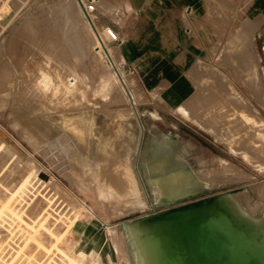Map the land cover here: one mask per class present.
I'll return each mask as SVG.
<instances>
[{
  "label": "rangeland",
  "instance_id": "1",
  "mask_svg": "<svg viewBox=\"0 0 264 264\" xmlns=\"http://www.w3.org/2000/svg\"><path fill=\"white\" fill-rule=\"evenodd\" d=\"M59 1L60 0H0V17L3 18L4 22H6L0 31V38H5L6 35L9 36V34H11L9 36V41L1 44L2 40H0V179L5 177L9 164H16L17 171L21 167L22 170H20L25 171V169L30 167V163L35 171L36 179L34 178V187L32 186V195L35 202L32 208L29 209L28 213L32 211L34 212L33 209H38L39 206V216L45 217L47 213L52 212L56 214L54 222H60L65 226L69 225V219L66 218L68 217L66 215H69L70 213L71 215H75L76 210L70 209V205H67L68 203L64 200V194H66L67 197L70 195L72 198L78 201L79 204H84L91 208L94 213V216H92L90 215L89 211H82L78 218L79 223H81L80 226H83L81 229H79L83 231L81 235L83 240V250L79 252L80 254L73 249V247H75L77 244L78 238L77 236H71V233H67L65 235L67 240L59 242L58 247L63 249L81 264H109L104 256L106 254L113 255V263L110 264H119L120 255L114 251L113 246L109 241L107 224L114 225L116 227H123L128 222V220H135L146 213L164 211L171 207H175L195 199H201L230 191L231 192L229 194L234 196L233 200H237V198H235L237 196L239 198L241 197L245 198V200H249H247V205H245L246 208L249 207L247 208L249 211H254L256 209L259 210L261 208L260 210L262 212H260L264 214V192L261 193L257 189V185L258 187L264 186V168L259 167L260 169H258L254 165H251L245 160L244 155V152L246 150L250 151L253 145L251 142L253 136L251 135L254 134V136H256L258 144H264V121L261 120L264 118V104H261L258 99H256V94H254L252 90L250 91L249 86L245 83V81H250L251 76V69L249 66H244L247 63V59L245 57L243 60L238 59V55L236 53L237 46L238 49L242 47L245 34H248V31L250 30L251 23L249 22L250 20L247 19V14L251 12L257 5H264V0H251L252 5H250V0H207V22L217 30L207 33L205 41H202V44H204L203 51L195 63H191L192 57L190 55H186L184 58V62L186 64L184 65V70L189 73L195 84V90L192 92V94L190 93L191 87L189 81L184 76L177 75L175 77L173 74H170L169 76L171 79H169L167 89L161 94L158 92L154 93L153 104H143L142 101L145 100L144 92L136 81V75L134 74L132 67L120 62L121 59L118 58L116 55L117 53H115L117 48L116 42H105L110 50L104 47L105 52L102 53V57L96 64V68H89L90 71H88L87 79L85 78L82 83L80 82V84L87 89V99L93 104L84 106L83 100L81 99L80 105L71 106V113L73 116L76 118L78 116H81L82 118L84 117L83 119L77 118L79 121L77 123L75 122L74 125L78 130H81L83 136L90 134L86 138L87 141L93 136L91 133L95 132L96 130H101L102 124L103 127H106L110 124L111 128L117 129V132L120 130V133L118 132L117 135H114V139H112L113 142L116 140L114 143L111 141L112 143L110 142L109 144H106L107 146L103 144L97 145V150L100 151V148H103V151H101L100 155L96 151V148L92 153H88L86 150V144H88L86 140L84 141L86 143H83L82 140L75 136H73L71 139L73 142V148L67 154L65 152H57V149L66 144L64 139L68 131H66L65 126L70 124L66 121H63L65 125L61 123L62 116L60 117V115L63 114L59 109L55 108V102L47 105L38 103L37 105L31 103L36 101L35 97L31 94L26 93L23 94L22 97H19L18 95V93L25 92L22 86L28 77L31 76V73L26 74L24 71H17L15 69L16 65L14 63V57L12 53L17 47L21 45V42L25 43L26 45L30 40L34 41L35 43H39L46 35L49 36L51 34L50 32H55L61 36V40L57 41L58 47L56 46L54 51L52 49L50 50L51 54L49 53L50 51L47 52L48 54L40 52L36 53L34 52L35 48L33 47V49L30 50L31 53L28 52L25 54V59L28 62L35 58L34 60H36L35 62L37 64L33 60L31 61L33 65L44 64V68H47L45 72L49 70L46 72V74L49 73L46 78L48 87L46 90H44L46 93L53 92L54 87L58 83L57 81H59L58 72H68V68L65 67L66 65L62 62L65 57H56V55L58 56L60 52H62L60 53L61 55L66 56L67 62L71 63L74 68L78 69V72L80 70L79 67L81 66H86L87 69L88 66L91 67V64L86 61V48L78 40L75 31L72 30L71 27H68V25H62L61 27H58V20L64 15ZM112 5L113 3L110 0H101L99 6L96 8L97 20L99 15L108 14ZM20 14L25 16H35L37 18L31 21V24L34 25L36 31H34L33 36L30 39L26 38L28 37L26 31L22 33H11L12 24H18L22 20V16ZM79 14V17L83 20L81 11H79ZM5 25L7 28L4 27ZM251 47H254L255 49L256 53H254V55L257 56V65H259V70L261 69L260 72L262 75H264V24H261L254 32V43ZM240 50L244 49L241 48ZM220 54L222 56H219ZM36 57L41 58L42 60L44 59L43 61L46 60L47 62L42 61V63H39L41 60L37 59ZM59 58L62 60L60 61ZM106 60L110 62L108 67L102 66ZM58 61L60 64L63 63L65 66L62 67L63 65H60ZM31 63L29 62V64L33 66ZM197 64L204 67L203 72L200 70L196 71ZM151 65L152 61L149 62V64L140 63L141 72L147 68H150ZM240 65L244 68H242ZM193 66H195V69ZM208 68H210L209 71H207ZM239 68H241V70ZM52 69H54V71ZM153 71L154 70L152 69L150 73ZM245 72L246 76H244ZM119 75L124 79L126 87L132 94L133 98H131V96L126 92L125 87L121 83ZM101 76H106L108 78L105 88L100 82ZM244 78H248L249 80ZM110 86L112 88L113 86H119L121 89H114V91L111 92ZM235 91L239 92L242 98H244L255 110L252 113L247 109L245 110L247 113L242 112L247 116V118H243L245 120H239L240 125L238 128H236L237 126H234V122L236 120L233 122L234 118L232 120L228 118V116L230 117V114L233 113L232 111L234 110V103L229 101L227 98H230V96ZM177 93H179V96L176 97L177 99L174 101L171 97ZM189 96H191L190 102L197 105L199 103L198 106L196 105L198 108L196 111L198 112H195V114L198 113V115H195L194 113L193 114L195 116H199L198 119L203 126L206 123L204 127L207 125H213L212 127H214V129L216 128L218 132L221 131L220 133H222V130L229 131L231 134H234L233 131H242V133H238L239 135L236 134L235 136H231L235 138L234 140H237L240 143L239 144L237 142L235 145L237 148H240L239 152L230 150V148L225 145V143L223 144L218 140L217 137L209 133L210 131L208 132L203 127H199L197 123H193L189 119L184 118L176 110L175 104L178 102L184 103ZM131 99L134 101V104L132 103ZM223 101L226 102L224 109L222 108ZM162 102L165 103V106L161 104ZM94 103L97 104L94 106ZM40 106L42 108L41 110ZM47 107H51L52 110ZM131 107L133 109H131ZM235 107H238L239 110V106L237 104ZM143 108L155 110L166 120L167 124L160 122L157 123V127L160 130L166 131L172 138H178L186 143H189L187 153L189 162L194 167V169H196L195 172H200L199 174L206 177L208 175V179L211 178L209 179L210 184L208 188L197 192L194 191L193 194H189L188 196L180 195L178 197H172L173 199L161 197L157 203L153 201V196L150 193V184L146 180L147 178L139 166V144H141V140L139 141L137 139V141H135L134 138L127 135V133H124L126 131L128 122L124 115L131 110H143ZM230 109L231 111H229ZM206 119H208V121ZM139 120L144 125L146 124V121L147 123L149 122L141 116H139ZM211 120L213 121L210 124ZM168 122H171L177 126L172 127ZM215 124L218 127H216ZM236 124L238 125V123ZM226 125L229 126L224 128ZM111 138H113V136ZM118 139H120L121 142ZM128 141L131 143V145ZM124 142L126 144H123ZM120 143L123 144L124 147H121L119 145ZM127 144H129V146ZM125 145H127V147ZM130 146L133 147V149H130ZM247 146H250L249 149ZM125 147L128 150H125ZM122 149L124 151H122ZM241 149H244L245 151L243 150L242 152ZM125 151H127L128 154ZM122 152H125L126 156ZM212 152L219 155L221 159L227 161L229 166H232L231 168L233 169H230L229 166L228 168L231 171L233 170V172L231 173L228 168L225 169L221 166L223 169L222 173L220 171V163L216 166V169L214 168L215 170H210L206 165H203L201 161L209 160V155L211 157ZM261 155L264 156V154ZM115 156L116 158L118 156L119 159H116ZM65 157L69 161H66ZM100 164H103V168L100 167ZM35 166L37 167L35 168ZM85 166H88L89 170L91 171L93 179L90 181V184L93 182V185H97V183L100 184L102 180L101 178L109 176L112 173L117 175V172L120 173L121 171L122 174H124L125 172L122 171V169H125L127 176L133 178H130L133 181L132 182L130 180V184L132 183L134 185V190L136 189L134 192L135 194L133 193L134 195H131L133 198L130 197V195L126 197V200H129V202L131 201L132 203H130L132 206L134 205L132 209L125 211L127 208L125 207V209L122 206L125 205V202L123 203V201L126 200L121 202V199L116 198L113 196V192H110V196L112 198L109 196L108 198L110 201L105 203H111L112 205L115 204L113 209H118L119 212H125H123L121 215H115L111 218H107V215L103 209L104 207L101 205L104 204V202L97 204L93 192L91 190L85 191L78 182L82 172L81 170H83ZM117 168L122 169L116 171ZM205 170H207V173H205ZM103 171L105 172L103 173ZM219 171L221 173H219ZM239 173L242 175L244 174L245 176H239ZM219 174H223L225 176L224 177L221 175L224 177V180ZM232 175L235 178L238 176L242 179H237V177L235 180H232ZM219 178L220 182L216 181L215 183V180H218ZM95 181L96 183H94ZM107 184L102 183L100 184V187L104 185L105 187L109 188L111 184ZM132 184L131 186L133 187ZM1 186L4 187L7 186V184L5 183ZM243 193L245 195H243ZM108 198H105V200H108ZM119 203L122 206H118ZM120 207L122 210H120ZM67 212L69 213L66 214ZM1 216L2 215L0 214V234L3 233L1 227L4 225V222L1 221ZM23 219L24 222L20 223V232L22 234L25 221L30 222L31 220L30 214L25 215ZM6 238H0V241L5 242ZM7 240L8 239H6V241ZM50 256L54 262L59 264H71L64 258V254L59 251H53ZM114 256L115 260H113ZM13 261L14 263H12ZM13 261H9L11 262L10 264H44L45 259L38 261L37 255L34 253H29V250L26 248L23 253L16 256Z\"/></svg>",
  "mask_w": 264,
  "mask_h": 264
},
{
  "label": "bare ground",
  "instance_id": "2",
  "mask_svg": "<svg viewBox=\"0 0 264 264\" xmlns=\"http://www.w3.org/2000/svg\"><path fill=\"white\" fill-rule=\"evenodd\" d=\"M100 1L101 0H95L96 8L99 6ZM59 4L61 5V9L63 10L64 15L61 18H59L58 27H61L62 25H65V26L68 25V27H71V29L75 31V33L77 34L78 40L86 48V51H87L86 61L91 64V67L88 66V69H87L86 66H84V67L81 66V67H79L80 70L78 72V69L74 68V66L71 65V63L67 62L66 56L61 55L60 53H62V52H60L58 56L56 55V57H60V56L65 57V59H63V60L61 59V60L66 66L63 63L60 64L59 61H58V63L60 65H63L62 67H64V66L67 67L68 72H63V71L58 72L59 74L58 73L57 74H58L59 81L56 80L58 83L54 87L53 92L52 93H46V92H44V90H46V88L48 87L46 78L49 74V73L46 74V72H48L49 70L45 72V70L47 68H44V64H38V65L34 64L33 65L31 63V61H33L35 58L33 60L29 61L33 65V66H31L29 64V62L25 59V54L30 52V50H32L33 48H35L34 52H36V53L40 52V53L48 54L47 52H49L51 49L54 51V49L57 46V41L61 40V36H59L55 32H50L51 34L49 36L46 35L42 39V41L39 43H35L34 41L30 40V41H28V44L26 45L25 43L21 42V45L19 47H17L15 49V51L12 53V55L14 57V63L16 65L15 69L17 71H24L26 74L31 73V76L28 77V79L24 82V84L22 86V88H24L25 92L18 93V95H19V97L20 96L22 97L23 94H26V93L31 94L36 99L35 102H31V103H34L37 105H38V103L47 105V104L55 102L54 103V104H56L55 108L59 109L61 111V113L63 114V115H60V117L62 116L61 123L63 125H65L63 123V121H66L70 124V125L65 126L66 131H68V133L66 134L65 139H64L66 141V144L63 145L61 148L57 149V152H65L67 154L73 148V142L71 139L73 138V136H75L78 139L82 140L83 143L87 142L88 144H86V150L88 153H92L93 150L97 147V145L103 144V145L107 146L106 144H109L112 141V139H114V135H117L118 132L120 133V130L117 132V129L111 128L110 124L107 125L106 127H103V124H102L101 130L100 131L96 130L95 132L91 133L93 136L91 138H89V140L87 141L86 138L90 134L83 136L81 130H78L76 128V126L74 125L75 122L77 123L79 121L78 119H83L84 117L82 118L81 116H78L77 117L78 119H77L75 116H73V114L71 113V111H72L71 106L80 105L81 99L83 100L84 106H86V105L88 106V105L93 104L91 101H89L87 99V97H88L87 89L84 86H82L80 84V82L82 83V81H84L85 78L87 79L88 71H90L89 68L90 69L92 67L94 69L96 68V64L99 62V59L102 57V53L105 52L104 47H106L110 50V48L105 43L106 40H108V37L106 35L105 29H103V27H101V29L99 30L101 37L103 39V42H101V40L98 37V34L96 33V30L93 28L92 24H90V22H88L84 12L82 11V8L79 5L78 0H60ZM250 5H252L251 0H250ZM262 6H264V5H262ZM262 6L257 5L251 12H249L247 14V19L250 20L249 22L251 23L250 30L248 31L249 32L248 34H245V39H244V43L242 44V47H240L238 49V46H237L236 53L238 55L237 56L238 59L243 60L244 57L247 59V63L245 61L246 65H244V66L245 67L249 66V68L251 69V73H250L251 76H250V81H245V83L249 86L250 91L252 90L253 93L256 94V99H258V101L261 104H264V80H262V79H264V77H262L264 75H262V73L260 72L261 69L259 70V67H258L259 65H257V61H258L257 56L254 55V53H256L255 49H254V47H251V46H253V43H254V32L256 31V29L261 24H264V7H262ZM245 8H247V7H245ZM78 10L81 11L82 16H83V20H82V18L79 17L80 14H79ZM20 15L22 16V18H21L22 20L18 24L17 23L12 24L11 33H22V32L26 31L27 36H28L26 38L30 39L33 36L34 31H36L34 28V25L31 24V21L34 19H37V18L35 16H30V15H27V16H25L23 14H20ZM84 20H85V22H84ZM4 23L6 24V22L3 21V18L0 17V31L3 28ZM4 27L7 28L6 25ZM238 28H239V26H238ZM244 29H246V28H244ZM245 31H247V30H245ZM233 34H234V32H233ZM10 35L11 34H9V36ZM9 36L6 35L5 38H2V39L0 38V40H2L1 44L5 43L6 41H9V39H10ZM232 36H234V35H232ZM227 42H229V41H227ZM241 48L244 50H240ZM56 52H54V53H56ZM49 53L51 54V51ZM236 53H235V55H236ZM39 56H42V55H39ZM219 56H222V55L220 54ZM26 57H28V56H26ZM224 57H226V56H224ZM37 59L41 60V62H39V63H42V61L44 60V59L42 60L41 58H37ZM59 60H60V58H59ZM35 61L36 60H34V62ZM43 62H47V61L45 60ZM52 63H53V61H52ZM238 63H240V62H238ZM109 64H110V62H108L106 60V62H104L102 64V66L108 67ZM193 67L195 69V66H193ZM203 68L204 67H202V65L197 64L196 71L200 70L203 72ZM242 68H244V67H242ZM239 69L241 70V68H239ZM52 70L54 71V69H52ZM209 70H210V68H208L207 71H209ZM57 71H58V69H57ZM192 71H194V70H192ZM244 76H246V72H245ZM248 78H244V79L249 80ZM100 82L103 84V87L105 88V86L108 82V78L106 76H101ZM119 88H120L119 86H116V87L113 86V88L111 87L110 89L112 92V91H114V89L117 90ZM120 98H122V97H120ZM196 99H198V98H196ZM219 99H221V98H219ZM227 99L229 101H231L232 103H234V106L231 103V105L234 107V110L231 108L233 110L232 111L233 113H231L230 117L228 116V118L230 120H232L234 118L233 122H234V120L237 121V122L236 121L234 122V126H237L236 128H238V126L240 125L239 120H245L247 118V116L245 114H243V113H247V112H245V110L247 109L251 113L254 112L255 110L252 106H250V104L244 98H242L241 94L237 91L233 92V94L230 96V98L228 97ZM224 101L222 102L223 104L221 103L223 106L222 107L223 109L226 106L225 105L226 102H224ZM96 104L97 103H94V106ZM228 104H229V102H228ZM236 104L239 106V110H238V107L237 108L235 107ZM185 105H187V104L185 103ZM194 105H196V104H194ZM198 105H199V103H198ZM189 106H191V105H189ZM47 108L52 110L51 107H47ZM187 108L185 109L184 107H180L178 109V111L180 112V114L184 118L189 119L193 123H197L199 125V127H203L208 132L210 131L209 133H211L215 137H217L218 140L220 142H222L223 144L225 143V145H227L230 148V150L239 152L240 148H237V146H235L238 141L234 140L235 138H233L231 136H233V135L235 136L239 132L242 133L241 130L237 129L238 131H233L234 134H231V132L223 131V130H222V133H220L221 131L218 132L216 130V128L214 129V127H212L213 125L212 126L207 125L208 127L207 126L204 127L206 125V123L205 124L203 123L204 124V126H203L202 123L200 122V120L198 119L199 116L196 118V117L189 115V113H191L192 111L190 112V110H188L189 111V113H188ZM193 108H195V107H193ZM204 108H205V106H204ZM41 109L42 108L40 106V110ZM131 109H133V108L131 107ZM231 109L229 111H231ZM195 110H196V108H195ZM194 114H195V112H194ZM194 114H192V115H194ZM195 115H198V113ZM139 116L143 117L145 120H148L149 122L147 123V121H146V124L144 125L143 123L140 122ZM124 117H126L127 121H128L127 126H126V131L124 133L125 134L127 133V135L134 138L135 141H137V139L139 141L141 140V142H140L141 144H139L140 145L139 166L143 170V173L145 174V176L147 178V179L146 178L145 179L150 184V189H151L150 193L152 194L153 199H154L153 201L155 203H157V201H159L161 199V197L172 198V197H178L180 195L188 196L189 194H193L194 191L197 192V191L204 190L205 188H208V186L210 184L209 179H211V178L208 179V175L206 177L204 175L199 174L200 172L199 173L195 172L196 169H194V167L189 162L188 155H187L189 143L188 142L186 143L183 140L178 139V138L177 139L172 138L166 131L160 130L157 127L158 122L166 123V120L159 113H157L155 110H150V109L135 110V111L131 110L127 114H125ZM256 117H258V116H256ZM213 118H214V116H213ZM243 118H245V119H243ZM208 119H206V120L208 121ZM261 120L264 121V118H262ZM212 121L213 120H211L210 124L212 123ZM168 123L172 127L177 126V125L175 126L171 122H168ZM214 123H216V122H214ZM236 123H238V125ZM227 124H229V123H227ZM215 126L218 127L216 124H215ZM228 126L229 125H226V126H224V128L228 127ZM118 129H120V128H118ZM96 133H97V135H96ZM112 136H113V138H111ZM251 136H253V138L251 140V142L253 144L251 147V150L247 151L245 148V150H246L245 151L243 149L245 151L244 152L245 153L244 154L245 160L247 162H249L251 165H254L255 167H257L258 169L264 168V156L261 155V154H264V144H262V145L260 143L258 144V140H257L256 136H254V134ZM108 137H109V139H108ZM85 140H86V142H84ZM118 140L120 141V139H118ZM123 144H126V143L124 142ZM123 144L120 143L119 145L122 147ZM241 144H242V142H241ZM127 145L129 146V144H127ZM127 145H125V146L127 147ZM130 145H131V143H130ZM126 147H125V150L127 149ZM249 147L247 146L248 149H249ZM54 148H57V147H54ZM123 149H122V151H124ZM130 149H133V147H131ZM208 150H209V148H208ZM243 150H242V152H243ZM96 151L100 155L101 151H103V148L101 147L100 151L97 150V148H96ZM125 152L127 153V151H125ZM125 152L124 153L122 152V153L125 154ZM120 153H121V151H120ZM236 154H237V152H236ZM117 155H119V154H117ZM125 156H126V154H125ZM115 158H116V156H115ZM117 158L119 159L118 156H117ZM67 160L68 159L66 158V161ZM201 162L203 163V165H206L210 170H213L214 168L216 169V166L220 163L221 170H220V168H219V170L221 172L223 171L222 167L226 169L229 166L227 161L221 159L219 157V155H217L214 152L211 153V157L209 155V160H207V161L202 160ZM26 165H27V163H26ZM29 166L30 167L28 169H25V171H21L22 167L20 166L21 168H19V170L17 171L16 170V164H9L7 167L8 170H7L5 177H3V179H0V214L2 215L1 221L4 222L3 227H1V230L3 231V233L0 234V238L4 239L7 237L6 239H8L7 241L5 239V242L0 241V264H10L11 262H9V261H13V259L16 256L21 255L26 248L29 250V253H34L35 255H37L38 261L39 260L42 261L45 259L44 264H59L57 262H54L50 256L51 253L55 250L63 253L65 256L64 258L67 261H69L71 264H81L80 262L75 260L72 256H70L68 253H66L63 249L59 248L58 243L61 241H66L67 238H65L66 237L65 235L67 233H71V236H77V238H78L77 244L75 245V247H73V249L75 251H77L78 253L80 251H82L83 250L82 249V246H83L82 241L83 240H82L81 235H82L83 231H81L79 229H81L83 226H80L81 223H79L78 218H79L80 213L82 211H89L90 215L94 216L93 211L91 210V208L87 207L86 205L79 204L78 201H76L70 195H68V197H67L66 194H64V200L68 203L67 205H70L71 210L72 209L76 210L75 215H71V213L69 215H66V216H68L66 218L69 219V225L65 226V225H62V223H60V222H58V223L54 222V219L56 218V214H54L52 212L47 213L45 217L39 216V206H38V209L37 208L33 209L34 210V212L32 211L33 213L32 212L28 213L29 209L32 208V206L34 205V202H35L33 199V195H32V193H33L32 188L34 187L33 186V182H34L33 180L36 177L33 166L30 163H29ZM36 167L37 166H35V168ZM100 167L103 168V164H100ZM229 167H230V169H233V168H231L232 166H229ZM119 169H122V168H119ZM119 169L117 168L116 171H118ZM209 169H208V172H209ZM234 169H236V168H234ZM229 170H226V171H229ZM81 171L82 172H81L80 178L78 179V182L80 183L82 189H84L85 191L91 190L93 192L97 204L104 202V204H101V205H103V207H104L103 209H104L105 214L107 215V218H109V217L111 218L112 216H115V215H117V216L121 215L123 212L132 209V207L134 205L132 206V204H131L132 202L130 201L131 202L130 203L129 200H126L127 199L126 197L128 195H130V197H132L131 195L135 192L136 189L134 190V185L132 183L131 184L133 185V187L131 186V184H130L131 179L130 178H132V177L127 176L125 169H122V171L125 172L124 174H122L121 171H120V173L117 172V175L115 173L111 172L112 173V174L110 173L111 175L106 176L104 178H101L102 183H104V184L108 183L107 185L111 184L110 185L111 189H110V187L108 188V187H105L104 185L102 187H100V184H102L101 182H100V184L97 183L98 186L93 185V182H92V184H90L91 183L90 181L93 179L92 178L93 176L91 175V171L89 170L88 166H85L83 168V170H81ZM205 171H206L205 173H207V170H205ZM220 171H219V173H221ZM235 171H237V170H235ZM104 172L105 171H103V173ZM113 172H115V171H113ZM232 172H233V170L231 171V173ZM212 173H213V171H212ZM228 173H230V172H228ZM221 175H223V174H221ZM241 175L242 174H240L239 176H241ZM215 176H217V175H215ZM223 176H221V177H223ZM242 176H245V175L243 174ZM224 177H223V180H224ZM233 177H232V180H235L238 176L236 178L234 177V179H233ZM239 178L242 179L241 177H238L237 179H239ZM96 181L94 183H96ZM216 181L220 182V178L218 180H215V183H216ZM5 183L7 184V186L2 187L1 185H4ZM257 189L261 193L264 192V186L258 187V185H257ZM253 190H255V189H253ZM255 191H257V190H255ZM110 192H113L112 194L116 198L121 199V202L123 200H126V201H123V203L125 202L124 206L120 205V203L118 206H122L124 208L126 207L127 210L119 212L118 209H113L115 207L114 206L115 204L112 205L111 203H105V202L110 201V199L108 198L111 195ZM243 195H245V194L243 193ZM227 197L229 199L226 197L223 199L225 205L228 208H231L234 214L239 215L240 218L247 219L250 222V223H248V225L251 228H253L252 235L254 236V238L257 241L255 243L257 245L264 246V214L261 213L262 212L260 210L261 208L259 210L256 209L254 211H249L247 209L249 207H247V208L245 207V205H247V200H248L247 198H246L247 200H245V198H241V197L239 198L237 196V197H235V198H237V200L236 199L233 200L234 196L232 194H229ZM105 198H108V200L107 199L105 200ZM235 200H236V202H235ZM35 206H36V204H35ZM118 206H116V207H118ZM124 208H123V210H124ZM120 210H122V208ZM68 213L69 212H67L66 214H68ZM27 214L28 215L30 214L31 220H30V222L25 221V225L23 227V234H22L20 232V230H21L20 223L24 222L23 218ZM93 219H94V217H93ZM107 228H108L107 231H108L109 241H110L111 245L113 246L114 251L118 255H120L119 264H161V253L159 251L158 239H156V237H154V236H149V234L147 233L148 230H146L147 229L146 225L145 226L140 225V226H137V228H130V229H128V231L125 229V226L116 227L114 225L107 224ZM14 261L12 263H14ZM16 261H17V259H16Z\"/></svg>",
  "mask_w": 264,
  "mask_h": 264
},
{
  "label": "crops",
  "instance_id": "3",
  "mask_svg": "<svg viewBox=\"0 0 264 264\" xmlns=\"http://www.w3.org/2000/svg\"><path fill=\"white\" fill-rule=\"evenodd\" d=\"M110 1L113 3L111 10L106 15H99L97 27L109 26L118 35L115 53L122 64L132 67L144 92L143 104H153L154 93L161 94L167 89L170 74L184 76L189 81L192 94L195 84L184 70V58L190 55L191 63H195L201 56L202 41H205L207 33L217 30L207 22V0ZM151 61V67L141 72L140 63L149 64ZM152 69L154 71L150 73ZM177 94L172 95L173 100L177 99ZM190 98L184 103L177 101L176 110L188 107L189 113L188 110L198 109L197 104L189 101ZM161 104L165 106V103ZM191 113L189 115L198 117ZM104 256L109 264L113 263V255Z\"/></svg>",
  "mask_w": 264,
  "mask_h": 264
},
{
  "label": "water",
  "instance_id": "4",
  "mask_svg": "<svg viewBox=\"0 0 264 264\" xmlns=\"http://www.w3.org/2000/svg\"><path fill=\"white\" fill-rule=\"evenodd\" d=\"M230 192L146 213L125 229L146 225L158 239L161 264H264V246L255 243L250 222L224 203Z\"/></svg>",
  "mask_w": 264,
  "mask_h": 264
},
{
  "label": "built area",
  "instance_id": "5",
  "mask_svg": "<svg viewBox=\"0 0 264 264\" xmlns=\"http://www.w3.org/2000/svg\"><path fill=\"white\" fill-rule=\"evenodd\" d=\"M80 7L82 8V11L84 12L88 22H90V24H92L93 28L96 30V33L98 34L99 39L101 40V42H103V39L101 37V34L99 32V30L101 29V27H97V11H96V6H95V0H78ZM106 35L108 37V40H106V42H116L118 43L119 38L118 35L113 31V29L109 26H104ZM120 76V75H119ZM121 80V83L123 84V86L126 89V92L132 97V94L130 93V91L128 90V88L126 87V84L124 82V79L122 78V76L119 77ZM132 103L134 104V101L131 99Z\"/></svg>",
  "mask_w": 264,
  "mask_h": 264
}]
</instances>
